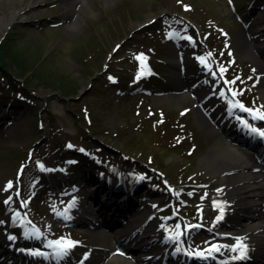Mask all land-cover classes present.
<instances>
[{"label":"rangeland","instance_id":"1","mask_svg":"<svg viewBox=\"0 0 264 264\" xmlns=\"http://www.w3.org/2000/svg\"><path fill=\"white\" fill-rule=\"evenodd\" d=\"M34 2L35 0H0V39L3 35L5 39L12 33L18 40L17 49L22 53L21 58L34 63L37 71H42L43 77L50 81L46 84L43 78L35 75L37 71H27L24 74L28 79L25 85L32 90V95L24 98L23 101L28 104L23 112L16 108L2 110L3 105L0 102V225L3 219H6L7 211L13 209L10 201L3 204L1 198L3 194L10 196L8 185L15 168L24 162V156L30 146L33 145V151L36 152L38 143L34 145V141L50 135L53 141L63 145L69 136L75 143L65 141V144L71 149L79 150L78 143H83L87 150L112 157L110 163L113 168L122 164L118 158L119 151L126 153L130 158L135 157L133 161L124 162L129 163L132 170H135L137 165L142 166L143 162L138 158L146 160L142 154H152L153 166L167 168L169 174L170 171L175 172L178 186L181 187L187 183L184 175L192 172L200 184H195V181L189 187L195 191L193 197L203 202V207L182 205L180 209L189 221L200 220L196 218L197 210L202 209L205 221L212 227L217 215V208L214 207L212 199L221 181L204 168L202 160L208 153L213 139L232 126L231 118L223 111L220 102L222 84L219 79L222 74L234 81V87H237V83L243 89L241 91L237 87L244 102L257 110L258 107L264 110V66L260 65L264 52L254 48L256 43L264 44V0ZM184 2L191 4V15L196 20L203 22L206 27L213 26L209 43L215 51L214 55L207 53L204 45H198L196 29L191 23L179 32L168 31L167 21L179 18L177 10ZM12 8L19 9L20 16L5 25L1 20L3 16L10 15ZM76 14L80 16L77 27L71 24ZM136 26L151 32L137 34L140 32L138 30L129 34ZM186 30L193 34H185ZM247 30L252 34L251 38L255 44L250 47L247 43V37H250L249 32L246 33ZM117 42L119 46L115 47ZM227 45L231 47L235 61L226 53ZM107 52L110 54L108 69L98 74ZM133 54L149 55L155 68L161 65L157 69L165 81L158 90L139 95L141 100L133 97L136 87L132 85L130 77L141 65L139 60H135L137 58H133ZM46 55L48 59L40 64ZM119 55L121 56L117 58ZM215 57L228 64L226 72L221 71L222 67L216 64ZM87 58L92 59L86 62ZM10 67L12 71H19V67L12 63ZM95 71L97 78L94 77L95 73L93 74ZM256 74L259 75L258 79ZM255 79L257 80L254 81ZM64 82L66 85L63 86ZM216 84L218 91L214 94L212 88ZM256 92L260 96L259 99L256 98ZM64 94L70 96L64 97ZM19 105L23 104L20 102ZM33 109L44 121L43 128L36 127L35 117H32L31 112ZM88 116L99 134L95 133L92 127L86 130L79 124L83 121L82 117ZM204 118L209 123H205ZM181 122H185L186 127L192 129V138L187 139L191 149L186 145L179 153L171 150L169 143L175 140L172 135L178 132ZM156 124L159 127H156ZM89 133L99 136H91ZM89 136L90 140L87 139ZM235 143L243 152L253 154L254 151L249 147ZM124 163L122 166H125ZM28 166L30 165L25 167L22 177V196L31 218L42 226L45 232L54 231L74 236L82 243L71 253V257L55 263L69 264L68 258L78 261L86 247H91L93 253L85 263L97 264L102 253L97 249L100 238L125 223L123 216L113 211L108 212L100 218L99 229H94L93 225L80 227L75 221V226L70 229L61 223L64 221L63 207L72 199L71 191L76 190L77 195L85 196L86 199L94 193L96 188L88 187L86 179L95 173L80 172L76 175L64 168L55 173L46 171L49 184L45 185L26 178ZM36 169L37 174H40L42 169ZM153 176L156 174L147 176L142 185L152 180ZM168 177L175 182L173 178ZM74 179L78 181L77 187L73 186ZM152 194L148 192L143 196L136 194L133 197L138 202L152 206L148 202L157 201L151 197ZM96 197V201L102 200L105 194L98 190ZM192 200L193 198H190L189 203ZM14 208H17L16 203ZM126 215L129 216L128 213ZM156 221H160V218L157 217ZM142 227L152 231L156 228L154 222H146ZM130 232H133L132 235L141 233L129 229ZM235 232L240 234V230ZM207 233L216 234L213 229ZM122 239L127 240L128 236ZM3 244L9 245L0 231V264H7V261L13 264H36L27 262L23 257H17V254L6 250ZM155 245L160 247L157 241ZM118 247L124 248L129 256L138 254V248L125 247L123 244ZM144 264L157 263L149 260Z\"/></svg>","mask_w":264,"mask_h":264},{"label":"bare ground","instance_id":"2","mask_svg":"<svg viewBox=\"0 0 264 264\" xmlns=\"http://www.w3.org/2000/svg\"><path fill=\"white\" fill-rule=\"evenodd\" d=\"M37 3L38 0H35L34 4ZM19 16V9L12 8L10 15L3 16L1 22L9 25ZM79 22L80 16L76 14L71 24L77 27ZM249 36L247 43L250 47V45L255 44L250 32ZM254 48L262 49L264 52V44L256 43ZM260 65L261 67L264 66V58ZM203 120L205 123H209L206 118ZM230 132L232 129L229 127L218 138L213 139L208 153L203 157L202 165L214 178L221 181V187L215 198L221 202L218 204V208L226 211L227 218H223L219 223L226 230L240 229L239 238L243 240L240 242L250 244L247 254L253 257V260L258 264H264V158H260L259 148L250 155L243 152L230 136ZM95 194L96 191L87 199L82 197L72 200V203L78 205L75 211H77L76 218L80 226L85 227L94 224L95 228L99 229L101 227L100 218L110 211L118 213L126 220L116 230L105 233L100 238L98 246L102 253L97 264H144L149 259L158 261L166 259V255L162 257L160 252L155 251L157 248H155L154 241L158 234L154 231L143 228L140 235L129 233V229L131 231L132 228L139 229L137 226L139 222L138 213L131 214L128 208L118 207L115 202H97L94 204ZM126 236H128L127 247L138 248V254L130 258L116 254L119 250L115 244L123 243L125 239L122 237L125 238ZM141 245L146 246V248L141 249ZM239 248L240 246H231L234 254L226 252L222 256L227 259L235 256ZM167 261L174 262V259L167 257Z\"/></svg>","mask_w":264,"mask_h":264},{"label":"trees","instance_id":"3","mask_svg":"<svg viewBox=\"0 0 264 264\" xmlns=\"http://www.w3.org/2000/svg\"><path fill=\"white\" fill-rule=\"evenodd\" d=\"M17 47H18V40L12 33L9 34L0 44V70L3 72L4 78H6L5 83H3L2 85L6 84L13 91L19 90L20 88L23 89V88L19 87V84L15 80L14 75L8 74V69H9L8 61L20 66L22 69V73H24L25 70L27 71V69L29 68L34 69V66H33L34 63H31L27 59L26 60L22 59L21 58L22 53L21 51H18ZM44 60L45 58L42 61ZM39 73L40 74H38V76L40 78H43L45 82H47L48 80L43 77V74L40 71ZM155 81L156 80H154L153 78H150L145 84L147 86H157L159 82L158 81L155 82ZM2 85L0 86V90H3ZM3 96L6 97L9 95L3 93Z\"/></svg>","mask_w":264,"mask_h":264},{"label":"snow or ice","instance_id":"4","mask_svg":"<svg viewBox=\"0 0 264 264\" xmlns=\"http://www.w3.org/2000/svg\"><path fill=\"white\" fill-rule=\"evenodd\" d=\"M137 59H142V57H137ZM201 59H202V62H203V58H201ZM231 83H234V81H232ZM238 106L245 112H251L252 111L251 109L245 108L244 105H242V104H240ZM259 119L264 120V115H259ZM251 131L252 132H256L257 130L255 128H252ZM259 135L264 136V132H260ZM8 187H11V183L8 185ZM5 202L7 203V201H5ZM72 246H73V243L71 241L67 242V247L68 248H70ZM215 250L218 251L219 249L217 248ZM233 250H235V249H233Z\"/></svg>","mask_w":264,"mask_h":264}]
</instances>
